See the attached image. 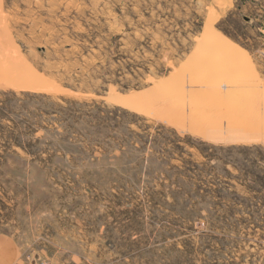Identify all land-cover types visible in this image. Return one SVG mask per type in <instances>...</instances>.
<instances>
[{
	"label": "rangeland",
	"instance_id": "rangeland-1",
	"mask_svg": "<svg viewBox=\"0 0 264 264\" xmlns=\"http://www.w3.org/2000/svg\"><path fill=\"white\" fill-rule=\"evenodd\" d=\"M0 264H264V0H0Z\"/></svg>",
	"mask_w": 264,
	"mask_h": 264
}]
</instances>
